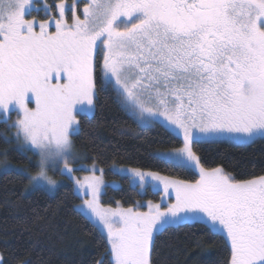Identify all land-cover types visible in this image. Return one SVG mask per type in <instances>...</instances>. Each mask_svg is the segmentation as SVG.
Listing matches in <instances>:
<instances>
[{"label":"snow or ice","instance_id":"obj_1","mask_svg":"<svg viewBox=\"0 0 264 264\" xmlns=\"http://www.w3.org/2000/svg\"><path fill=\"white\" fill-rule=\"evenodd\" d=\"M31 7V0H0V122L15 111L9 127L18 150L39 157L29 183L56 186L49 164L69 176L81 214L106 230L108 264H151L157 234L197 224L226 234L229 264H264V176L237 181L220 167L205 169L194 151L200 141L264 138V0H83L82 7L59 0L39 21L27 18ZM98 72L101 88L114 89L138 126L159 123L182 138L155 158L199 169L194 182L113 169L163 192L147 211L103 205L95 163L89 174L73 175L77 115L94 114ZM3 170L26 171L8 165L6 154Z\"/></svg>","mask_w":264,"mask_h":264},{"label":"trees","instance_id":"obj_2","mask_svg":"<svg viewBox=\"0 0 264 264\" xmlns=\"http://www.w3.org/2000/svg\"><path fill=\"white\" fill-rule=\"evenodd\" d=\"M58 2L37 0L35 5L43 3L55 11ZM29 13L27 18L43 19L42 10L37 14L29 9ZM101 83L98 72L94 114H78V134L72 136V145L84 161L99 165L107 182L116 180L119 184L118 187L104 186L101 203L142 209L143 201L159 198V193L149 188L140 193L127 176L114 173L113 164L195 181L198 174L192 168L175 167L153 155L181 147V138L159 123L147 128L138 126L122 109L114 89L108 85L101 88ZM7 124L8 121L0 122V166L5 163L6 154V163L36 171L35 155L18 150L8 136ZM194 151L204 168L220 167L237 181L264 175V138L246 144L229 140L200 141L194 145ZM3 169H0L3 264H98L101 259L108 264L107 238L77 209L81 198L71 182H65L54 192L40 187L28 191L26 173L18 175ZM230 255L231 246L222 234L210 233L199 224L179 226L157 234L151 264H229Z\"/></svg>","mask_w":264,"mask_h":264},{"label":"rangeland","instance_id":"obj_3","mask_svg":"<svg viewBox=\"0 0 264 264\" xmlns=\"http://www.w3.org/2000/svg\"><path fill=\"white\" fill-rule=\"evenodd\" d=\"M37 0H31V3L32 4H35V2H36ZM66 4H71L72 3V0H65L64 1ZM59 3V2H58ZM57 3V4H58ZM82 4L83 3H81V7H82ZM36 5H37V7L36 8H34V10H39L38 12H41V10H42V15H43V19L42 20H44V19H47L48 18V14H50V13H55L56 11H57V9L55 8V11L52 9H50V7H45V4H37L36 3ZM70 16H69V15ZM66 15L67 16H69L70 17V19H69V21H71V11L69 10L67 13H66ZM30 18H32V17H30ZM29 18V19H30ZM36 19H37V17H35ZM38 21H39V19H37ZM54 30V29H53ZM29 107H34V104H30L29 105ZM18 119V115H17V113L15 112V111H13V112H11V114H10V119L8 120V127H9V125H11L13 122H15L16 120ZM10 128V130H9V138H11L13 141H14V143H15V146L18 148V141L15 139V133H16V129L15 128H13V127H9ZM176 135V134H175ZM179 137V136H178ZM181 138V137H180ZM258 138H260V137H256V138H254L252 141H254L255 139H258ZM181 140H182V138H181ZM230 141V140H229ZM252 141H250V142H252ZM231 142H233V143H238V144H246V143H250V142H236V141H231ZM176 149H178V148H175V149H169V150H161V151H175ZM71 151H72V153H73V156L75 157V159H74V162H73V164H72V166L73 167H75L76 169H77V171L73 174V175H75L76 177H82V176H84V175H87V174H89V172L88 171H86L87 169H90L92 166H93V164L94 163H91V164H89V163H86L85 161H84V157H83V155L80 153V152H78V151H76L75 149H74V147H73V145H72V149H71ZM27 152H31V153H33V155H35V162H36V164H37V167H38V160H39V157H38V155L34 152V151H32V150H28ZM3 165L2 166H0V169H2V168H5V163H2ZM8 165H12V164H10V163H7ZM96 165V167L98 168V169H102L99 165H97V164H95ZM12 166H14L15 168H19V169H25L26 171H25V173L28 175V177H29V179H30V177L32 176V174H34L36 171H34V172H29L26 168H23V167H20V166H15V165H12ZM62 166V165H61ZM82 166V167H81ZM115 168H122V169H133V168H135V167H130V166H126V165H117V164H113L112 166H111V169L113 170V169H115ZM190 168V167H189ZM135 169H139V168H135ZM193 170H195L196 172H197V174H198V178L196 179V180H198L199 179V169H196V168H192ZM205 169H207V168H205ZM140 170H142V171H145V172H148L149 170H143V169H140ZM208 170H211V169H208ZM47 172H48V174L51 176V177H53L56 181H57V185L56 186H54V187H52V186H49V185H47L46 183H44V182H39V183H37V182H33L32 184H30V183H28V186H27V189H28V191L29 190H32V189H34V188H37V187H40V188H44V189H46L47 191H49V192H54V191H56V189L58 188V187H60L62 184H64L65 182H67V181H69V182H71V184H72V186H73V189H74V191H75V193H77V190L75 189V186H74V184H73V181L69 178V176L68 175H61L60 174V172H59V168H53L52 167V165L51 164H49L48 166H47ZM151 172H154V171H151ZM155 173H157V172H155ZM226 173V172H225ZM97 175H100V172H97L96 173ZM228 174V173H227ZM120 175H123V174H120ZM161 176H164V175H162V174H160ZM124 176H127L128 178H129V176L128 175H124ZM264 176V175H263ZM164 177H167V176H164ZM168 178H173V177H168ZM103 179H104V177H103ZM173 179H177V178H173ZM253 179V178H252ZM130 180V179H129ZM180 180V179H179ZM195 180V181H196ZM185 181V180H184ZM104 182H105V185H110V186H112V187H118L119 186V184H118V182L116 181V180H112V181H109V182H107L105 179H104ZM191 182H194V181H191ZM133 186H136L137 188H138V190H139V192L140 193H144L145 191H146V189H151L152 191H154V192H158L159 193V198H158V200H154V199H147V200H145V201H143V208L142 209H140L139 207H132V208H138V210H140V211H147V207H146V205H147V203H148V201H152L153 203H160L161 202V199H162V196H163V192L162 191H158V190H156V188H155V185L154 184H145L143 187H141L140 186V184L139 183H132V182H130ZM103 189H104V187H103ZM102 192H103V190H102ZM78 194V193H77ZM79 195V194H78ZM80 197V196H79ZM101 199V198H100ZM164 199H167V197H164ZM82 204V200L77 204V209L79 210V211H81L80 210V205ZM103 205H105V204H103ZM105 206H111V207H113V208H116V207H123V206H121V205H119L118 203H116V205H105ZM162 206H166V205H162ZM123 208H128V207H123ZM98 228H99V230L105 235V237L107 238V233H106V230L103 228V226L102 225H100L99 223H97L95 220H93V219H90ZM220 234H222L225 238H226V240L228 241V243L230 244V241L228 240V238H227V236H226V234L225 233H223V232H220ZM231 246V245H230ZM0 257H2L1 256V253H0Z\"/></svg>","mask_w":264,"mask_h":264},{"label":"clouds","instance_id":"obj_4","mask_svg":"<svg viewBox=\"0 0 264 264\" xmlns=\"http://www.w3.org/2000/svg\"><path fill=\"white\" fill-rule=\"evenodd\" d=\"M39 171H40V169L38 168V170H37L34 174H32V176H33V177L37 176V174H38ZM47 175H48V177L51 178V180L56 181L53 177H51V176L48 174V172H47ZM51 186L54 187L55 185H51Z\"/></svg>","mask_w":264,"mask_h":264},{"label":"flooded vegetation","instance_id":"obj_5","mask_svg":"<svg viewBox=\"0 0 264 264\" xmlns=\"http://www.w3.org/2000/svg\"><path fill=\"white\" fill-rule=\"evenodd\" d=\"M32 5H34V8H36L37 7V5H35V4H32ZM46 5V4H45ZM34 8H30V9H34ZM36 11V13L38 14L39 12V10H35Z\"/></svg>","mask_w":264,"mask_h":264}]
</instances>
